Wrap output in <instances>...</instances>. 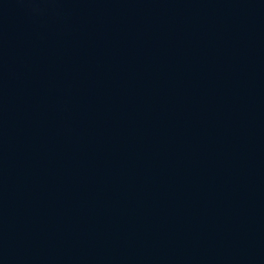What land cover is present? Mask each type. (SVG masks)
<instances>
[{
	"label": "water",
	"instance_id": "95a60500",
	"mask_svg": "<svg viewBox=\"0 0 264 264\" xmlns=\"http://www.w3.org/2000/svg\"><path fill=\"white\" fill-rule=\"evenodd\" d=\"M0 264H264V0H0Z\"/></svg>",
	"mask_w": 264,
	"mask_h": 264
}]
</instances>
